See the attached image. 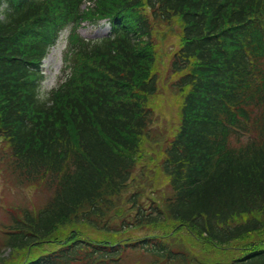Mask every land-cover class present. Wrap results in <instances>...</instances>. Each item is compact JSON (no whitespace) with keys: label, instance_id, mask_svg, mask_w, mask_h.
<instances>
[{"label":"trees","instance_id":"obj_1","mask_svg":"<svg viewBox=\"0 0 264 264\" xmlns=\"http://www.w3.org/2000/svg\"><path fill=\"white\" fill-rule=\"evenodd\" d=\"M82 2L0 0V159L53 188L43 207L17 208L3 225L13 253L5 264H120L130 250L152 252L155 264H198L208 247L227 255L214 264H264V234L244 241L264 231V0H94L85 12ZM102 18L111 35L73 34L67 76L41 99L40 59L59 31ZM172 25L181 47L171 70L191 72L176 83L189 92L159 157L167 194L136 187L116 210L150 138V74L160 63L152 29ZM240 124L252 128L248 146L230 151L224 128ZM73 220L105 234L160 233L98 241L69 228Z\"/></svg>","mask_w":264,"mask_h":264},{"label":"rangeland","instance_id":"obj_2","mask_svg":"<svg viewBox=\"0 0 264 264\" xmlns=\"http://www.w3.org/2000/svg\"><path fill=\"white\" fill-rule=\"evenodd\" d=\"M67 29L62 31L60 37L63 38L62 41H59L56 46H54L50 52L49 56L45 59L42 65V69L45 73V80L42 83V90L43 91H49L51 87H53L56 83V75L59 74L60 67H61V54L65 47V38L67 36ZM79 32L84 37H90L98 34V31H92L89 32L87 29L82 30L80 28ZM179 33L180 31L177 30V27L175 25H172L171 29L166 30L163 29L162 31L159 28H153L152 33L150 36V40L154 41L157 47H155V50L159 52L160 58L158 59L159 62L155 66V69L160 71L159 76L164 73V68L166 66V62L169 59V51L171 48H173L175 45L179 43ZM170 77L169 75L166 76V81H169ZM169 117H163L158 116V121L163 123L166 119ZM153 130L149 133V140L144 141L142 146L139 147L140 151H144L142 154H137V157H135V167L133 171V175L131 180L128 182L127 190L125 194H121V197L116 199V210L120 207V205L125 202L126 198L134 191L136 187L145 188L156 195L157 197H164L167 194V178L160 172L158 165L162 159L159 157L161 154H163L164 147L163 142L165 139V136L167 133H160V131L155 130L156 125H153ZM0 145L1 147L6 146L8 147L7 143L0 138ZM4 161L0 159V166H4ZM13 172H5L2 169L0 170V243L2 238V229L3 225L9 222V219H11L13 216H19L18 213L14 212L12 210V207L14 209L21 208V207H31L34 210L37 209L43 202L42 199V193L35 187V183H23L24 189L20 187L17 182H15ZM41 184L44 182L39 181ZM40 183L38 185H40ZM44 185V184H42ZM142 185H144L142 187ZM115 210V211H116ZM114 213L111 214V217L113 218ZM122 218L125 221H128L131 219V216L129 214H124ZM111 226L115 227L116 222L114 220L110 221ZM74 225L77 226V228H80L83 231V234H87L89 236H92L94 238H101V240L110 239V240H125V239H135L142 235H146L149 233H160L159 229H155L156 227L147 226L146 229H134L131 230L125 234L115 232L111 234H105L102 232H97L92 229V227L76 222L73 220L72 225L69 228H74ZM264 234L263 232H260L258 234H253L249 236L248 238H245L244 241L251 240L253 238H256V236ZM193 249H195V246L192 245ZM192 249V250H193ZM208 254H201L198 253L199 257L204 260L207 263L210 262H217V261H223L226 259L227 255L224 251H220V255H217V253L211 249V247L206 248ZM194 251V250H193ZM211 253V254H209ZM13 253L10 254L8 259H6L7 262H10L13 260L12 257ZM5 258H7L8 255H4ZM4 258V259H5ZM2 264H5L3 262ZM120 264H155L154 261L151 258H148L146 255H144L140 251H136L134 253H127L125 254L124 258L121 260ZM159 264H165L164 262H161Z\"/></svg>","mask_w":264,"mask_h":264}]
</instances>
